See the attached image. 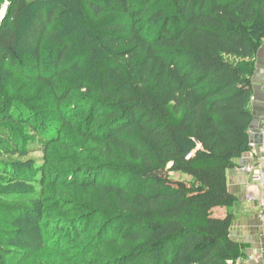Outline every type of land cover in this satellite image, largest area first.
I'll use <instances>...</instances> for the list:
<instances>
[{
    "label": "trees",
    "instance_id": "16d2710c",
    "mask_svg": "<svg viewBox=\"0 0 264 264\" xmlns=\"http://www.w3.org/2000/svg\"><path fill=\"white\" fill-rule=\"evenodd\" d=\"M71 1L87 36L107 49L99 85L61 83L83 69L64 63ZM8 9L0 17V186L30 188L0 192V264H25L13 241L32 212L59 264L235 260L229 208L237 196L227 177L250 150L264 0H13ZM51 51L53 67L43 70ZM5 64L45 84L43 105L4 100Z\"/></svg>",
    "mask_w": 264,
    "mask_h": 264
},
{
    "label": "rangeland",
    "instance_id": "374dc122",
    "mask_svg": "<svg viewBox=\"0 0 264 264\" xmlns=\"http://www.w3.org/2000/svg\"><path fill=\"white\" fill-rule=\"evenodd\" d=\"M12 1L13 0H0V17L6 14V12L9 10L8 7L11 5ZM71 7L72 10L68 11L66 16L67 18L65 17L63 20L64 23L62 22L65 28V36L73 39L72 51L67 55L68 57L66 58L64 63L67 66L71 67L73 66V64L79 61L82 63L83 69L80 71H74L73 74L61 79V83L62 85H66L67 83H72L73 81H85L87 83L90 82L92 84L99 85L101 83V80H103L105 75L107 74L105 67L106 57L108 56L107 49L99 47L92 42V39L87 36L84 28L79 23L80 17L78 11H76L74 8L73 1H71ZM23 23H25L26 25L27 19L23 18L22 21L20 20V24L23 25ZM99 23L100 22H95V24ZM19 52L21 53V57H23L24 59V64H22L23 68L25 66L26 69L24 73L31 74L28 71V65L33 63L34 61L26 59L24 57L25 52H27L25 48L19 49ZM54 60V52L52 53L51 51V54H49V56L45 58L42 69H51L53 67ZM1 69L4 76V100H7L9 96L12 95L13 97H18L21 100L31 98L38 101L37 103L33 104L36 108L43 105V100L40 101V99L45 97L49 92V89L45 86V84L40 81L37 82L35 80L27 78L25 75L18 73L17 69L10 64H5L1 67ZM2 109L3 107L0 105V111ZM42 120L43 117L39 118L38 124L40 126H42L44 123ZM8 125L10 126L11 122ZM11 126V132L14 137H20L25 144L29 142L27 132L24 133L20 126ZM33 154L41 156L42 153L35 151L32 152L31 155ZM23 169L31 170L29 169V165H27V167H23ZM23 173L25 172L23 171L22 174ZM171 175L182 180L190 179L189 174L187 175L181 172H172ZM29 188V186H20L19 184H15L10 187L0 186V192L17 193L21 191H27ZM102 216L105 219H109L113 215L111 213H103ZM37 220L38 217L33 212L26 216H22L20 222H18L20 228V236L13 242L21 247V249L26 251L27 255L24 261L25 264H59L60 262H58L57 260L59 259V256L55 252L58 249L55 246L51 245L54 244V242H51V244L46 243L48 238L45 239L46 241L43 244V233H40L38 230V227L36 225Z\"/></svg>",
    "mask_w": 264,
    "mask_h": 264
},
{
    "label": "crops",
    "instance_id": "0c3cea01",
    "mask_svg": "<svg viewBox=\"0 0 264 264\" xmlns=\"http://www.w3.org/2000/svg\"><path fill=\"white\" fill-rule=\"evenodd\" d=\"M253 90L248 104L253 120L249 127L252 148L236 158V167L229 170L230 191L237 196L229 208L234 212L231 237L240 244L239 256L228 264H264V225L260 205L264 202V185L252 179L243 165L254 163L264 173V42L254 56ZM224 208L220 212H223ZM262 233V234H261Z\"/></svg>",
    "mask_w": 264,
    "mask_h": 264
},
{
    "label": "built area",
    "instance_id": "2783aa9c",
    "mask_svg": "<svg viewBox=\"0 0 264 264\" xmlns=\"http://www.w3.org/2000/svg\"><path fill=\"white\" fill-rule=\"evenodd\" d=\"M263 72H264V70H263ZM252 145H253V143L250 142V144H249L250 149L252 148L251 147ZM242 169L244 171H247V172H250L251 174H253L252 179H254L259 184L264 185V173L262 172L261 169H259L257 167V165H255L254 163L243 165ZM259 211H260V219L262 221V224L264 225V202L261 203Z\"/></svg>",
    "mask_w": 264,
    "mask_h": 264
}]
</instances>
